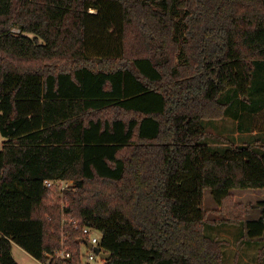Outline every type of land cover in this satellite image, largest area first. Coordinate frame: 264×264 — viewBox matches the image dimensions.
I'll return each instance as SVG.
<instances>
[{
  "label": "trees",
  "instance_id": "1",
  "mask_svg": "<svg viewBox=\"0 0 264 264\" xmlns=\"http://www.w3.org/2000/svg\"><path fill=\"white\" fill-rule=\"evenodd\" d=\"M262 77L264 0H0V264H19L14 243L84 264L72 219L101 232L103 264H225L205 190L227 223L261 208L246 229L262 236L264 200L231 190L264 189V152L216 151L202 120Z\"/></svg>",
  "mask_w": 264,
  "mask_h": 264
},
{
  "label": "rangeland",
  "instance_id": "2",
  "mask_svg": "<svg viewBox=\"0 0 264 264\" xmlns=\"http://www.w3.org/2000/svg\"><path fill=\"white\" fill-rule=\"evenodd\" d=\"M91 11H96V9H91ZM109 16L111 23L118 25L117 20L112 17L111 13ZM260 80L263 83L264 77ZM225 94L222 95L223 99ZM248 97L252 100L249 101L250 98H248V103L245 104L238 101L229 116L221 119H203L202 124L208 130L209 136L202 142L210 144L220 153H223L232 144L245 143H257V149L264 152V91L259 92L255 89ZM235 99L236 97H233L227 101H233L234 104ZM5 142L6 138L0 130V149ZM232 190L236 199L246 204L255 205L258 198H264V189L262 188H235ZM204 199L205 207L209 210V219L218 218L220 220L218 222H207L205 231L208 235L223 240L225 264H263L258 254L263 242H259L247 234L245 221L240 224L221 221L222 216L216 210L217 203L210 189L205 190ZM256 208L258 207L249 208L250 211L246 213L245 217L250 219L257 216ZM81 248L85 254L87 248L84 245ZM12 253L19 264H46L34 258L16 243L13 244ZM96 262L92 264H103L104 261L98 256Z\"/></svg>",
  "mask_w": 264,
  "mask_h": 264
},
{
  "label": "built area",
  "instance_id": "3",
  "mask_svg": "<svg viewBox=\"0 0 264 264\" xmlns=\"http://www.w3.org/2000/svg\"><path fill=\"white\" fill-rule=\"evenodd\" d=\"M44 184L47 188L50 189H56L61 196L64 195V191L70 187L73 186V181L68 180V179H46L44 181ZM62 204L65 205L64 201L62 200ZM71 222L74 224V227L76 229H80L83 231V234L86 237V241H83L81 245H84L87 248V252L84 254L82 252V260L84 264H92L96 262V259L99 254L96 253V251L93 248H90L87 242H90L93 244V246H98L101 248L102 252H106L102 247H101V232L93 227H90L88 225H82L79 220L77 219H72ZM3 233L0 230V238L2 237ZM56 256L58 258H65L70 256V249L63 243V247L60 250H57L55 254L52 255ZM102 259V258H101ZM105 261V259H102ZM46 264H50V262H45ZM97 263V262H96Z\"/></svg>",
  "mask_w": 264,
  "mask_h": 264
},
{
  "label": "crops",
  "instance_id": "4",
  "mask_svg": "<svg viewBox=\"0 0 264 264\" xmlns=\"http://www.w3.org/2000/svg\"><path fill=\"white\" fill-rule=\"evenodd\" d=\"M231 192L233 193L234 191L233 190H231ZM234 194V193H233ZM260 200H264V198H258V201H260ZM217 209H220V206L217 204V207H216ZM259 209V210H258ZM249 211L250 210H248L247 211V213H249ZM255 211H257V216H255V217H252V218H250V219H258V218H260V216H261V212H262V209L261 208H256L255 209ZM258 211H259V213H258ZM210 215V214H209ZM219 215H221L222 216V219H225L226 218V215L225 214H223V213H219ZM246 216V215H245ZM213 219H218V218H213ZM249 218H246L245 217V223H246V221L247 220H250ZM246 232H247V229H246ZM248 234V233H247ZM255 239L256 240H258L259 242H263V244L261 245V248H260V251H259V258H261L262 260H260L263 264H264V234L262 235V236H259V237H255ZM243 253H245V252H243ZM14 255V254H13ZM261 256V257H260Z\"/></svg>",
  "mask_w": 264,
  "mask_h": 264
},
{
  "label": "water",
  "instance_id": "5",
  "mask_svg": "<svg viewBox=\"0 0 264 264\" xmlns=\"http://www.w3.org/2000/svg\"><path fill=\"white\" fill-rule=\"evenodd\" d=\"M87 244L89 245L90 248H93L96 251V253L100 255L102 259L109 260L111 258L112 254L110 252H102L100 247L93 246V244L90 242H87Z\"/></svg>",
  "mask_w": 264,
  "mask_h": 264
}]
</instances>
